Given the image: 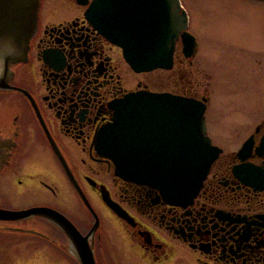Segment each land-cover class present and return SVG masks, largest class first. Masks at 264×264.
I'll list each match as a JSON object with an SVG mask.
<instances>
[{
	"label": "flooded vegetation",
	"instance_id": "flooded-vegetation-1",
	"mask_svg": "<svg viewBox=\"0 0 264 264\" xmlns=\"http://www.w3.org/2000/svg\"><path fill=\"white\" fill-rule=\"evenodd\" d=\"M92 1L40 0L26 60L0 71V197L46 196L0 209L60 213L87 238L95 264H264V80L261 104L254 102L220 145L205 119L220 153L191 201L168 202L157 190L117 176L96 138L132 93L204 100L207 110L210 93L192 74L198 40L192 58L178 37L169 69L134 71L122 49L87 18ZM245 1L264 8V0ZM253 43H234L236 69L264 75V41ZM64 186L80 203L81 216L61 199ZM0 264L81 262L61 228L32 216L0 221Z\"/></svg>",
	"mask_w": 264,
	"mask_h": 264
},
{
	"label": "water",
	"instance_id": "water-1",
	"mask_svg": "<svg viewBox=\"0 0 264 264\" xmlns=\"http://www.w3.org/2000/svg\"><path fill=\"white\" fill-rule=\"evenodd\" d=\"M39 5L40 0H0V71L26 60ZM86 15L99 32L122 49L134 71L169 69L178 37L185 56L195 55L196 39L187 32L188 18L179 0H93ZM205 111L204 100L147 92L129 94L117 103L112 124L98 133L97 150L113 161L120 178L147 185L168 202H189L220 153L206 134ZM32 216L61 228L74 244L81 264H95L87 238L60 213L46 207L0 209L3 222Z\"/></svg>",
	"mask_w": 264,
	"mask_h": 264
},
{
	"label": "rangeland",
	"instance_id": "rangeland-1",
	"mask_svg": "<svg viewBox=\"0 0 264 264\" xmlns=\"http://www.w3.org/2000/svg\"><path fill=\"white\" fill-rule=\"evenodd\" d=\"M183 2L191 17L188 31L197 38L200 47V54L195 57L192 67L193 79L201 88L207 87L210 93L205 112L207 130L214 143L220 145L231 135L234 124L249 116L251 105L258 103L259 95L263 93V74L257 70L243 69L244 71L239 72L236 69L234 43L243 42L245 39L254 42L253 44L264 41V8L259 4L250 6L245 0ZM43 148L40 150L44 154L49 153L45 146ZM51 157L49 153L47 158L50 161L53 159ZM63 189L64 195L61 193V199L72 209L74 216H81L83 210L80 203L66 186ZM44 197L46 196L33 193L19 200L6 196L0 197V204L20 208L35 204ZM60 201L62 200L59 203ZM111 251L112 247L108 250L109 255Z\"/></svg>",
	"mask_w": 264,
	"mask_h": 264
}]
</instances>
